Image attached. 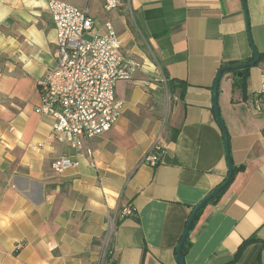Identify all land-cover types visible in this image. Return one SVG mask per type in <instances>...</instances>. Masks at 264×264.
<instances>
[{"label":"crops","instance_id":"obj_1","mask_svg":"<svg viewBox=\"0 0 264 264\" xmlns=\"http://www.w3.org/2000/svg\"><path fill=\"white\" fill-rule=\"evenodd\" d=\"M49 1L0 0V264H179L193 210L229 175L213 85L222 66L253 57L245 1L123 0L106 12L103 0H62L88 7L95 31L111 21L124 55L140 63L117 86L118 122L86 141L92 156L58 142L53 118L36 112L37 80L56 64ZM246 5L264 55V0ZM263 84L264 61L249 69L245 93L233 73L220 80V116L240 170L202 208L186 264H264ZM156 143L153 167L145 158ZM63 155L79 165L58 174L52 161ZM127 206L134 215L123 214ZM112 220L120 223L106 254Z\"/></svg>","mask_w":264,"mask_h":264},{"label":"built area","instance_id":"obj_2","mask_svg":"<svg viewBox=\"0 0 264 264\" xmlns=\"http://www.w3.org/2000/svg\"><path fill=\"white\" fill-rule=\"evenodd\" d=\"M122 2L103 0L104 10L113 12ZM47 11L56 31V64L37 80L41 102L36 112L53 118L52 136L58 142L78 155L86 152L92 156L93 151L86 148V141L105 134L118 122L125 102L117 97V86L131 81L140 63L124 55L123 40L111 21H107L101 31H95L88 7L50 0ZM260 101L256 102L258 106ZM38 147L43 148L44 143ZM161 152L162 147L156 143L145 163L157 166ZM77 165L79 162L67 155L52 161V168L58 174ZM123 214L132 216L135 211L127 206ZM110 233L112 235V230ZM79 264L89 263L81 261Z\"/></svg>","mask_w":264,"mask_h":264},{"label":"water","instance_id":"obj_3","mask_svg":"<svg viewBox=\"0 0 264 264\" xmlns=\"http://www.w3.org/2000/svg\"><path fill=\"white\" fill-rule=\"evenodd\" d=\"M244 1H245L244 2V8H245V13H246V22H247V26H248L249 39H250V42L252 44L253 57L251 60L246 61V62H238V63L227 64V65L222 66L217 73V76H216V79H215L214 85H213L214 110H215V114L217 116V119H218V121L221 124L222 129H223V134H224V139H225V144H226L227 159H228V165H229V175H228V178L226 179V181L220 187L215 189L206 198H204V200H202L200 202V204L193 210V212H192V214L188 220V223L186 225V229H185V231H184V233L180 239V242L178 244V247H177V261L179 264H186L185 263V257L183 254V246L185 245L186 240L189 237L192 223H193L194 219L196 218L198 212L203 207H205L207 203H209L215 196H217L230 183L231 178L233 176L234 169H233V164H232L231 156H230L229 138H228L226 127L224 126V123H223L222 118L220 116V110H219V105H218V93H219L220 80H221L222 75L225 71L232 70V69L239 70V72L237 73V78H243L244 74H245L243 69H245L247 67H253L254 65H256L261 60V53L259 52L257 46L255 45L253 37H252V32H251V28H250V19H249V15H248L246 0H244Z\"/></svg>","mask_w":264,"mask_h":264},{"label":"trees","instance_id":"obj_4","mask_svg":"<svg viewBox=\"0 0 264 264\" xmlns=\"http://www.w3.org/2000/svg\"><path fill=\"white\" fill-rule=\"evenodd\" d=\"M263 61H264V55L261 53V60H260V62H258L256 65L260 64V63L263 62ZM250 68H251V67H247V68L243 69V71H244V73H245L243 78H237V73L239 72V70H235V69L227 70V71H225V72L223 73V75H224L225 73H229V72L233 73V75H234V86L240 88V89L245 93V92H246V89H247V85H248V76H249V69H250ZM223 75H222V76H223ZM168 85H169V86H172V82H169ZM233 169H234V171H233V176H232V178H231L230 183H231L232 180L234 179L236 172H237L238 170H240V168H236V167H234V166H233ZM230 183H229L228 185H230ZM228 185H227V186H228ZM227 186H226V187H227ZM226 187H225V188H226ZM225 188H224V189H225ZM224 189H223V190H222L217 196H215L210 202H213V203L218 202V201H219V198H220V196H221V193L224 191ZM202 210H203V209H201V210L198 212L196 218L194 219V221H193V223H192V226H191V230L195 227V225H196V223H197V221H198V219H199V217H200V214H201ZM119 223H120V221H117V225H118ZM188 239H189V237L187 238L186 243H185V245L183 246V254L186 253Z\"/></svg>","mask_w":264,"mask_h":264},{"label":"rangeland","instance_id":"obj_5","mask_svg":"<svg viewBox=\"0 0 264 264\" xmlns=\"http://www.w3.org/2000/svg\"><path fill=\"white\" fill-rule=\"evenodd\" d=\"M87 38H90V37L87 36ZM159 86H166V84L161 83V85H159ZM263 86H264V84H263ZM263 86H262V90H263ZM166 99H168V97ZM258 99L261 100L259 103H261V104L264 103V92L263 91H261L260 95L258 96ZM116 224H117V220H112V222L110 224V227H109V235H108V238L106 240V244H105V248H104V251H106V253L108 252V250L110 248V244H111V240H112V235H111L110 232L112 230V234L114 233V228H115V225ZM19 245H21V244H19ZM18 248H20V247H18Z\"/></svg>","mask_w":264,"mask_h":264}]
</instances>
